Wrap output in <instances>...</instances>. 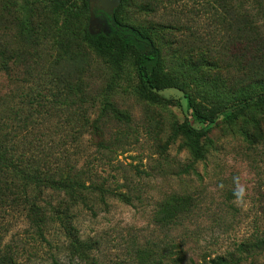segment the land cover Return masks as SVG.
Returning <instances> with one entry per match:
<instances>
[{
	"label": "rangeland",
	"instance_id": "obj_1",
	"mask_svg": "<svg viewBox=\"0 0 264 264\" xmlns=\"http://www.w3.org/2000/svg\"><path fill=\"white\" fill-rule=\"evenodd\" d=\"M80 5L69 9V36L55 45L46 28L55 19L66 25L55 0H0V120L46 93V76L72 74L69 97L32 119L55 138L68 125L76 138L70 159L94 173L83 182L91 193L82 196L30 184L40 209L7 216L3 244L15 249L20 264H210L217 258L264 264V104L255 99L235 122L214 125L194 157L172 132L185 116L181 93L163 92L171 103L140 99L132 65L114 70L83 45L81 29L90 19L75 12ZM253 6L248 0H125L121 20L149 32L165 70L196 102L224 110L264 83V5ZM247 12L252 17L242 18ZM111 26L103 19L93 29ZM106 103L128 123L108 111L102 116ZM95 121L99 135L92 133ZM42 207L43 237L30 226Z\"/></svg>",
	"mask_w": 264,
	"mask_h": 264
},
{
	"label": "trees",
	"instance_id": "obj_2",
	"mask_svg": "<svg viewBox=\"0 0 264 264\" xmlns=\"http://www.w3.org/2000/svg\"><path fill=\"white\" fill-rule=\"evenodd\" d=\"M76 1L81 5L75 12L84 16L85 21L90 19L89 0H55L57 11L66 14V25L62 22L58 27L55 19V24H50L46 28V34L53 44H62L65 39L60 41V36H69V26L72 23L69 21L71 16L69 9L75 6ZM248 1L254 4L253 7L264 5V0ZM124 2L125 0H121V4L113 12L110 31L92 34L85 23L80 33L81 41L87 49L114 70H120L125 64L132 65L137 76L136 92L140 99L156 104L171 103L170 98L163 92L176 90L181 93L186 103L185 116L182 123L173 124L172 132L173 135L180 136L184 140L194 157H200L202 152L200 140L214 125L235 122L255 99V103L264 104V83L252 90H245L246 93L234 98L233 104L225 107L224 110L196 102L186 85L165 70L161 52L149 32L122 22L121 10ZM247 13L249 15L243 14L242 18L252 17L250 12ZM63 49L65 53L66 50L71 49L69 41L63 44ZM56 59L60 60L62 57ZM55 60L53 63L57 61ZM48 73L52 72L48 71ZM17 79L20 80V76ZM74 81L72 74L48 78L46 76V93L38 92L36 95L38 100L37 97L36 100L31 97L28 102L29 109L12 111L11 108L8 111L11 116L0 120V264H20L17 262L15 249L3 244L2 232L7 231L6 219L7 216L13 215L12 213L19 210L24 216H30L39 211V206L31 196L30 184L36 183L40 192L46 188L66 193L76 189L78 195L82 196L84 190L88 193L92 191L91 186H86L83 182L92 180L94 173L89 169H78L75 161L70 159L69 148L76 139L72 134H68L70 127L60 126L62 132L58 133L61 135L55 138L46 134L44 131L46 126L36 129L38 125L43 126V124L32 119L34 113L40 114L45 109L47 111L54 107L55 102L63 95L69 97L75 87ZM25 82L26 80L22 83ZM200 95L206 96V93L200 92ZM29 96L30 94L27 95ZM21 111L24 116L16 119ZM106 111L113 119L126 123L129 121L128 117L109 103L104 105L101 115H105ZM96 122L91 126L92 133L99 135V126ZM97 145L102 148L107 147L103 141H99ZM55 210L56 208L52 207L50 214H57ZM37 223H42L41 227ZM30 226L36 227L38 236L43 237V229L46 227L43 207L39 220L36 222L32 219ZM210 264H224V261L222 258H217L216 261L211 260Z\"/></svg>",
	"mask_w": 264,
	"mask_h": 264
},
{
	"label": "flooded vegetation",
	"instance_id": "obj_3",
	"mask_svg": "<svg viewBox=\"0 0 264 264\" xmlns=\"http://www.w3.org/2000/svg\"><path fill=\"white\" fill-rule=\"evenodd\" d=\"M90 3L92 4L90 6V18L92 19L93 24L100 25V22L105 19L108 25L111 26L112 16L109 17L103 13V11L99 7L100 3L97 0H90Z\"/></svg>",
	"mask_w": 264,
	"mask_h": 264
},
{
	"label": "water",
	"instance_id": "obj_4",
	"mask_svg": "<svg viewBox=\"0 0 264 264\" xmlns=\"http://www.w3.org/2000/svg\"><path fill=\"white\" fill-rule=\"evenodd\" d=\"M101 4V7L107 14H112L116 8L121 4V0H98ZM93 21L90 18L88 29L89 32L95 34L96 31L93 29Z\"/></svg>",
	"mask_w": 264,
	"mask_h": 264
}]
</instances>
